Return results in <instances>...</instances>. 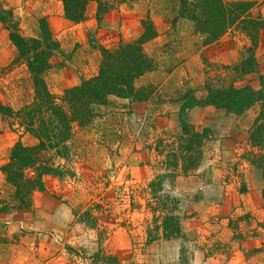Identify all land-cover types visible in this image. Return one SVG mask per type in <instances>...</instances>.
I'll return each mask as SVG.
<instances>
[{
    "label": "rangeland",
    "instance_id": "374dc122",
    "mask_svg": "<svg viewBox=\"0 0 264 264\" xmlns=\"http://www.w3.org/2000/svg\"><path fill=\"white\" fill-rule=\"evenodd\" d=\"M102 2L108 11L101 20L93 1L85 21L74 24L66 19L59 0H0V9L12 12L23 36L38 37L40 20L46 18L60 42L61 53L53 57L45 76L51 100L59 106H67L62 101L66 90L98 75L101 47L115 50L139 39L142 21L148 18L157 32L145 47L156 68L136 83L138 90L154 91L152 99L139 102L110 97L106 104L91 106L94 117L89 125H73L74 175L47 177L44 191L57 200L61 211L52 213L57 217L44 215L48 229L39 232L44 233L43 243L37 231L24 226L18 217L27 213L32 220L34 197L31 211L0 213V239H5L0 245V264H264V228L252 215L218 216V199L224 190L218 185V153L213 140L205 143L203 158L188 174L181 171V160L175 172L172 166L177 163L170 157L182 138L179 100L187 90L200 100L206 98L208 86L219 88L233 82L237 87L249 85L260 90L263 74L257 72L238 81V74L224 68L248 59L249 38L232 30L219 42L204 47L194 24L180 18L179 0H137L131 5L122 0ZM244 40L249 45H244ZM230 44L239 45L240 56L236 63L224 65L218 58ZM17 57L9 31L0 21V106L9 107L15 117L36 98L28 67ZM260 110L258 103L242 115L248 112L256 119ZM15 121L0 115V209L14 199V189L7 184L2 167L19 141L21 130ZM190 126L198 131L208 129ZM24 142L33 140L26 137ZM251 152L257 156L264 153L251 147L236 164L219 160L227 180L235 181L240 193L246 190L247 174L238 168L239 162L255 169L247 177L251 183L259 182L257 171L264 176L252 165ZM154 181L155 185H150ZM44 196L41 202L46 201ZM171 214L179 218L181 233L167 240L163 224ZM150 237L156 240L148 242Z\"/></svg>",
    "mask_w": 264,
    "mask_h": 264
},
{
    "label": "trees",
    "instance_id": "16d2710c",
    "mask_svg": "<svg viewBox=\"0 0 264 264\" xmlns=\"http://www.w3.org/2000/svg\"><path fill=\"white\" fill-rule=\"evenodd\" d=\"M59 1L63 3L66 19L74 24L85 21L87 8L93 1L98 4V20L108 11L102 0ZM136 1L122 0L128 5ZM179 1L180 18L194 24L195 32L203 39L204 47L219 42L232 30H237L249 38L251 46L248 48V59L234 66H224L226 70L231 69L238 74V81L258 72L255 49L264 31V0ZM12 18V12L0 9V21L6 26L9 38L17 49V61L28 67L36 98L35 103L27 105L19 117L12 115L9 107L0 106V115L8 119L15 118L21 130L18 134L19 141L11 150L9 162L2 167L7 184L14 189L12 204L3 203L4 207L0 209V213L9 215L31 211L34 194L46 190L47 177H73L71 159L74 154L70 145L74 137L72 128L74 124L84 128L91 123L94 117L92 105L106 104L110 97L136 99L139 102L152 99L154 91L138 90L136 83L156 68L155 59L146 52L145 47L157 37L156 29L148 18L142 21L143 34L139 39L122 43L115 50L101 47L102 60L98 75L66 90L62 101L67 106H59L51 100L45 76L52 68L53 57L61 53L60 42L52 34L46 18L40 20V34L34 38L23 36L19 25ZM259 80L261 88L258 91L249 85L237 87L232 82L229 86L219 88L206 87L207 96L203 100L198 99L192 90L184 93L179 100L182 138L175 143V152L169 155L177 163L172 166L175 172L179 171L180 160V169L184 174L195 170L198 160L203 158L205 143L213 138L210 130L198 131L186 122L188 112L194 108L214 107L241 116L260 103L261 110L251 129L249 141L253 149L264 152V74ZM13 126L14 123L11 127ZM26 137H30L33 143H25ZM251 153L254 157L252 165L264 173V153L259 156ZM154 183L155 181L150 185L153 186ZM259 227L264 228V223H259ZM163 231V237L167 240L178 237L181 233L179 218L176 215H167ZM155 240L150 237L148 242ZM2 244H5V239H0V245Z\"/></svg>",
    "mask_w": 264,
    "mask_h": 264
},
{
    "label": "crops",
    "instance_id": "0c3cea01",
    "mask_svg": "<svg viewBox=\"0 0 264 264\" xmlns=\"http://www.w3.org/2000/svg\"><path fill=\"white\" fill-rule=\"evenodd\" d=\"M66 22L70 23L69 21ZM72 29L73 27L70 28V30ZM83 33L84 30L79 32L84 39L85 37ZM243 43L244 45H249L248 40H244ZM238 48L239 45L230 44L226 47L224 52L222 51V55H220L218 60L224 65L236 63L240 56ZM255 57L258 65V73L264 74V31L262 32L261 40L255 49ZM186 119L191 125L207 127L213 134L212 140L215 144L216 152L218 153V185L224 190L221 197L218 199V216L240 212L250 213L255 222H258V224L264 223V176L256 170L257 176L261 175L258 177L260 180L258 183L255 180L251 183L247 177L248 174L255 169L245 161L239 162L238 168L247 174L245 178L247 185L246 190L244 193H240L236 186V182L233 180H227V171L219 164V160L223 158L236 164L238 163L237 160L242 157L243 153L251 151V146L249 145L248 140L250 131L254 125L255 114L249 115L247 112L246 115L237 116L214 107H200L189 111ZM3 178L1 177L2 181ZM43 196L46 201L41 202ZM231 203L232 206H230ZM61 208L55 198L47 195L45 192H36L34 194V215L32 220L31 217L27 216V213H21L18 217H20L19 219L24 226L37 231V234L40 235L41 238L40 242L43 243L45 240V238H42L44 233L42 234L39 232H46L48 229V219H46L44 215L51 214L54 217H57V213H52L54 211H61ZM257 236V238H254L256 241L259 240V235Z\"/></svg>",
    "mask_w": 264,
    "mask_h": 264
}]
</instances>
